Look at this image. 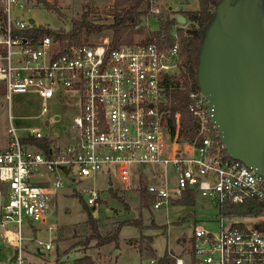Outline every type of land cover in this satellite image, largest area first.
<instances>
[{
    "label": "built area",
    "instance_id": "2783aa9c",
    "mask_svg": "<svg viewBox=\"0 0 264 264\" xmlns=\"http://www.w3.org/2000/svg\"><path fill=\"white\" fill-rule=\"evenodd\" d=\"M156 5L152 1V18L161 15ZM24 10L20 0H0L4 97L10 102L13 94L34 93L42 100V116L48 114V101L77 97L79 114L63 145L54 135L59 128L51 125L60 117L47 119L48 133L33 129L21 135L9 117L8 144L0 150V239L12 256L0 264H32L24 254L32 246L29 253L40 264H73L50 258L55 237L45 242L25 234L36 237L46 227L49 234L56 231L49 224L52 195L66 182L78 184L101 174L116 176L115 189L121 193L135 191L147 180L154 211L175 205L187 193L218 209L249 201L264 205V178L226 154L213 132L205 97L192 92L184 111L168 108L167 91L181 65L176 33L168 49L156 44L112 49L105 38L63 52L50 36L26 34L44 27L23 20ZM40 141H46L47 152L34 144ZM147 168L152 173L142 172ZM151 177L160 181L151 184ZM109 184L110 191L111 180ZM84 195L87 208L105 202L96 191ZM220 217L218 234L201 224L194 227L187 259L171 256L174 264H264V232L235 224L225 228L223 219L228 218Z\"/></svg>",
    "mask_w": 264,
    "mask_h": 264
},
{
    "label": "rangeland",
    "instance_id": "374dc122",
    "mask_svg": "<svg viewBox=\"0 0 264 264\" xmlns=\"http://www.w3.org/2000/svg\"><path fill=\"white\" fill-rule=\"evenodd\" d=\"M25 10L22 19H31L36 26L44 27L49 31L71 30L72 22L80 20L85 11L89 12V19L99 24H108L112 18L108 16L114 0H48L54 9L39 4L35 0H20ZM157 5L163 14H166L167 7L174 12L194 11L199 8L198 0H156ZM168 4V6H167ZM150 14L143 19V27L147 32L154 30L155 23ZM187 23L180 26L181 29L189 28ZM179 28V29H180ZM106 37L105 35H93L89 44H99ZM142 37H137L139 42ZM48 114L41 115L42 100L34 93L13 94L10 102L4 96H0V150L7 147L8 131L10 129L9 117L12 125L24 134L26 130L39 129L48 133L47 119L55 116L60 117V122L51 124L59 130L54 135L60 136L63 145L66 142L69 128L72 121L79 114L77 97L59 103L48 101L46 104ZM51 126V127H52ZM55 130V129H54ZM152 168L143 170L144 173H152ZM48 179V176H47ZM110 180L113 187L109 191ZM142 184L147 180L142 179ZM149 183L156 184L160 180L148 178ZM46 183H49L46 181ZM115 186H119L116 176L108 178L106 175H97L94 179H85L78 184L65 183L64 188L52 195L50 205L49 224L57 229L51 234L45 228L36 237L25 234L28 238H35L47 242L49 236L55 237V248L50 258L74 262L84 255L90 256L95 264H142L149 259H159L165 254L187 259L190 238L196 225H203L213 234L220 231V211L216 205L209 200L197 197L195 206L183 207L177 202L167 209L160 211L141 209L139 201V188L130 193H121ZM51 190V187H50ZM96 191L105 201L99 203L92 212L93 218L98 222L102 236L111 235L120 222L138 221L140 228L125 226L120 230L119 240L107 246H97V241H91L87 248L80 246L92 234L87 225L88 213L85 209L86 196L84 193ZM116 193V197H113ZM121 199V200H120ZM128 206V208L126 207ZM89 210H91L89 208ZM225 228L233 224L242 225L250 231L258 230L264 225V218H241L223 219ZM42 230L44 228L40 227ZM0 232L1 229H0ZM32 248H34L32 246ZM26 250L29 263L40 264L31 256L33 249ZM119 252L118 254H116ZM12 256L11 247L0 239V261L8 262ZM174 261V260H173Z\"/></svg>",
    "mask_w": 264,
    "mask_h": 264
},
{
    "label": "water",
    "instance_id": "95a60500",
    "mask_svg": "<svg viewBox=\"0 0 264 264\" xmlns=\"http://www.w3.org/2000/svg\"><path fill=\"white\" fill-rule=\"evenodd\" d=\"M198 87L227 154L264 178V0L218 3L200 47Z\"/></svg>",
    "mask_w": 264,
    "mask_h": 264
},
{
    "label": "trees",
    "instance_id": "16d2710c",
    "mask_svg": "<svg viewBox=\"0 0 264 264\" xmlns=\"http://www.w3.org/2000/svg\"><path fill=\"white\" fill-rule=\"evenodd\" d=\"M35 1L49 9H54V6H51L48 0ZM152 1L154 0H114L111 12L108 14L112 20L108 24H99L91 21L89 19V12L85 11L80 20H74L72 22L71 30L68 32L62 30L52 32L45 28H38L32 33L26 34H31L38 39L50 36L54 41L60 43L62 51L65 52L73 46L80 47L88 45L89 39L93 35H105L108 37L112 49H117L122 45L134 44H156L160 49H168L174 46L176 42L174 34L176 33L179 43L181 65L179 74L173 78L172 84L167 91V99L169 102L168 108L184 111L188 106L190 93H200L198 87L200 47L205 31L212 22L215 9L221 0H198L199 8L194 11L174 12L169 11L167 8L166 14L161 12L160 16L153 18L155 20V28L147 32L146 28L142 25L143 19L148 16L152 8ZM177 15L185 17L187 23L190 25L187 30L177 27L178 24L175 18ZM137 37H142V39L137 42ZM5 93L4 86L0 85V96H4ZM211 126L215 136L220 140L219 134L212 123ZM34 144L47 152L48 145L46 141L34 142ZM112 196L116 197V193H113ZM196 198V194L187 193L178 203L183 207H193L195 206ZM139 201L141 209L150 208L153 202V198L146 191L145 185L142 183L139 189ZM126 207L128 208V206ZM85 209L88 213L87 225L92 234L84 243L80 244L84 248H87L91 241H97V246L100 247L117 243L120 230L123 227L127 225L141 227L138 221L120 222L111 235L104 237L102 236L98 222L92 216L94 209L89 210L86 206ZM219 211L220 216L228 219L264 218V205L258 201H249L240 205H225ZM236 227L242 228L241 225H236ZM73 264L95 263L90 256L84 255L74 260ZM158 264H174V261L165 254L158 259Z\"/></svg>",
    "mask_w": 264,
    "mask_h": 264
}]
</instances>
